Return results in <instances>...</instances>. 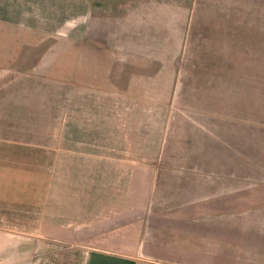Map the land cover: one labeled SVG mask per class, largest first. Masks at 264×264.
<instances>
[{"label":"crops","instance_id":"1","mask_svg":"<svg viewBox=\"0 0 264 264\" xmlns=\"http://www.w3.org/2000/svg\"><path fill=\"white\" fill-rule=\"evenodd\" d=\"M70 51L79 112L173 104L180 58H201V124L149 162L143 208L94 230L84 264H264V0H0V121L32 101L62 117ZM44 147L0 139V264H43L48 173L27 164Z\"/></svg>","mask_w":264,"mask_h":264},{"label":"rangeland","instance_id":"2","mask_svg":"<svg viewBox=\"0 0 264 264\" xmlns=\"http://www.w3.org/2000/svg\"><path fill=\"white\" fill-rule=\"evenodd\" d=\"M200 64V57L180 58L173 104H121L114 94L113 103L79 112L73 105L70 51L64 58L62 117L49 120L35 101L2 107L27 119L1 120L0 139L45 146L46 152L32 153L33 163L27 164L40 169L42 157L43 171L48 173L49 231L42 238L38 233L37 248L43 264H84L88 251L98 245L97 229L114 227L128 213L132 217L143 208L140 188L157 171L149 162L176 159L172 148H184L186 130L192 123L201 124L192 121V115L201 110L200 104L192 103L200 102L202 96L201 72H196ZM46 75L49 83L55 74ZM41 127H48L47 136ZM17 155L19 159L30 154Z\"/></svg>","mask_w":264,"mask_h":264}]
</instances>
